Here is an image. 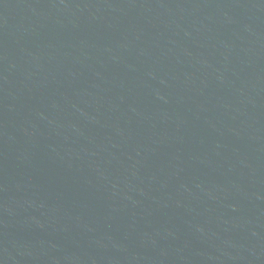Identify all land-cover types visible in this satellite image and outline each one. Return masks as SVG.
I'll use <instances>...</instances> for the list:
<instances>
[{
	"label": "water",
	"instance_id": "1",
	"mask_svg": "<svg viewBox=\"0 0 264 264\" xmlns=\"http://www.w3.org/2000/svg\"><path fill=\"white\" fill-rule=\"evenodd\" d=\"M0 264H264V0H0Z\"/></svg>",
	"mask_w": 264,
	"mask_h": 264
}]
</instances>
